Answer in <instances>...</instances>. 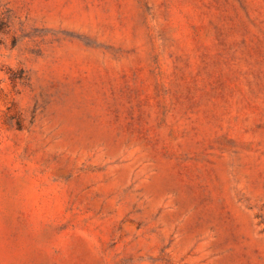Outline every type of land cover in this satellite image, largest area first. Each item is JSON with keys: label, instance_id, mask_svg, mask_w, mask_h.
Segmentation results:
<instances>
[{"label": "rangeland", "instance_id": "obj_1", "mask_svg": "<svg viewBox=\"0 0 264 264\" xmlns=\"http://www.w3.org/2000/svg\"><path fill=\"white\" fill-rule=\"evenodd\" d=\"M0 264H264V0H0Z\"/></svg>", "mask_w": 264, "mask_h": 264}]
</instances>
